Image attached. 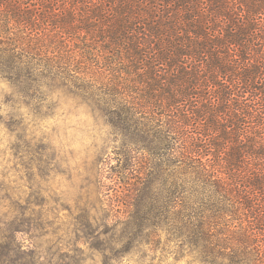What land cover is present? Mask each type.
Here are the masks:
<instances>
[{
  "label": "trees",
  "instance_id": "trees-1",
  "mask_svg": "<svg viewBox=\"0 0 264 264\" xmlns=\"http://www.w3.org/2000/svg\"><path fill=\"white\" fill-rule=\"evenodd\" d=\"M0 76L22 97L43 81L84 95L157 160L140 181L130 173L142 198L124 222L130 244L171 222L192 261L264 264V0H0ZM0 121L43 177V144L14 114ZM28 183L16 191L0 168V264L51 263L43 188Z\"/></svg>",
  "mask_w": 264,
  "mask_h": 264
},
{
  "label": "rangeland",
  "instance_id": "rangeland-1",
  "mask_svg": "<svg viewBox=\"0 0 264 264\" xmlns=\"http://www.w3.org/2000/svg\"><path fill=\"white\" fill-rule=\"evenodd\" d=\"M29 94L16 95L0 76V120L9 114L23 119L31 143L43 144V177L36 167L31 171L28 157L13 155L10 146L16 142L14 127L1 121L0 168L16 191L30 192V174L34 184L41 182L40 240L45 261L56 264L63 261V256H72L79 264H201L191 260L186 243L175 239L171 222L167 223L168 229L146 230L148 235L142 244L129 243L124 222L131 219L137 201L142 199L138 186L135 197L129 194L136 178L132 174H137L140 181L141 175L150 171L157 162L151 154L136 152L129 138L109 124L95 103L84 95L70 93L64 87L52 89L46 81L42 91ZM38 109L41 114L36 112ZM31 151L30 157L35 160L38 154ZM136 160L140 162L135 163ZM138 167L140 174L132 171ZM116 168L123 175L121 178L112 172ZM168 173L164 169V174ZM159 183L156 181L151 187L156 197L162 189ZM17 241L30 243L28 235L21 232Z\"/></svg>",
  "mask_w": 264,
  "mask_h": 264
}]
</instances>
